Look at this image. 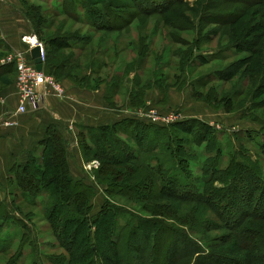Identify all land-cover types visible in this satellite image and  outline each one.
<instances>
[{"label": "rangeland", "instance_id": "obj_1", "mask_svg": "<svg viewBox=\"0 0 264 264\" xmlns=\"http://www.w3.org/2000/svg\"><path fill=\"white\" fill-rule=\"evenodd\" d=\"M85 1L73 0L64 5L63 0H19L18 9L26 25V35L20 37V43L25 50L6 52L0 39V63H4L11 52L27 58V45L23 41L26 36L42 44L45 58L42 71L45 65V74L52 78V82L46 85V92L38 104L50 94L65 102H74L81 108H85L86 103L88 113L102 111V114L109 115L112 112L119 119L133 116L138 123L164 127L170 123H185L186 129L175 133L185 143L183 145H187L193 160L188 164V171H192L194 178H200L203 161L215 154L214 148L221 151V167L230 152L234 155L247 152L250 161H255L257 155L261 157L257 146L264 143V133L261 132L264 127H260L264 123V90L260 87V83L264 84L262 6L252 3L244 6L238 0H179L169 3L166 12L157 14L161 9L152 12L155 9L152 5H161L166 0ZM93 9L100 15L89 16ZM148 11L153 14L146 15L150 13ZM233 16L238 17L236 22L231 20ZM108 24L114 26L108 28ZM251 40L256 50L259 49L255 55L248 54L242 46ZM9 74L7 76L12 80L15 74ZM216 75L219 78H215ZM226 77L224 82L220 80ZM74 132L76 134L75 127ZM211 137L213 142L206 147ZM108 148L121 163L123 176L119 175L117 182L127 183L135 164L125 162V153L119 154L115 146L109 145ZM261 163L264 184V159ZM85 164L89 170L80 178L97 184L92 174L99 166L98 161ZM182 177L179 176L181 183L184 182ZM236 177L239 178L233 184L235 190L222 193L223 197L217 202L221 204L228 194L230 221L238 217L240 206L251 213H264V191L260 185L255 184L248 173ZM191 184L197 186L201 183ZM221 185L214 184L216 187ZM0 188V199L4 197L3 201L10 204L7 214L27 226L25 230L11 220L0 221V264L12 257L15 260L19 255L22 256L16 258L17 264H49L44 255L52 253L51 249L53 253H64L45 220L50 195L43 192L39 206L30 205V201H24L22 196H16L15 203H12L8 187ZM95 189L91 216L97 213L104 198L101 189ZM194 193L182 191L177 194L189 197ZM110 202L117 205L110 209V213L122 223L130 220L118 211L119 208L134 210L144 218L150 217V213L142 210L143 206L125 198L116 197ZM146 202L147 209L153 210L161 219L166 218L162 210L168 209L169 217L175 222L168 219L165 222L172 229L185 232L183 236H191L189 228L185 231L182 226L195 218L194 215L199 221L213 219L209 224L218 222L201 205L180 204L176 199L163 197ZM151 203L160 204L159 210H155ZM108 219L104 218L101 223L103 231ZM256 226L264 231V221ZM194 231V238L191 237L198 246L202 244L204 247L211 244L206 238L223 237L226 233L224 230L205 232L203 227ZM24 233L28 243L18 253ZM134 240L133 246L139 247L141 237L135 236ZM29 243L36 251H32ZM155 245L157 253L137 256L131 264H167L186 249L170 232L158 233ZM102 254L99 255L102 264H114L105 261ZM78 255L83 256L81 249ZM83 261L84 257L80 263Z\"/></svg>", "mask_w": 264, "mask_h": 264}, {"label": "trees", "instance_id": "obj_2", "mask_svg": "<svg viewBox=\"0 0 264 264\" xmlns=\"http://www.w3.org/2000/svg\"><path fill=\"white\" fill-rule=\"evenodd\" d=\"M68 1L63 0L64 5ZM178 1L166 0L161 5L154 4L152 6H155V9L152 12H160L157 10L161 9V12L157 14H162L163 11H167L165 9L168 8L169 3ZM238 1H241L244 6L250 3L262 6L261 13L264 20V0ZM148 12L150 13L146 15L153 14L151 11ZM90 15L98 16L100 13L93 9L89 11ZM237 18L233 16L231 20L236 22ZM219 20L228 22L226 19ZM262 24L264 26V21ZM112 26L114 25L108 24V28ZM252 30L255 29L252 28ZM254 44L251 40L246 44L242 43V46H245L244 50H247L248 54L255 55L259 49L256 50ZM1 45L8 52L4 43ZM45 68L44 65V73H46ZM11 72H16L13 63L0 64L1 85L12 84L7 76ZM215 78L219 76L216 75ZM226 79L227 77L220 78L223 82ZM14 80L15 76L13 83ZM260 84L264 90V84ZM184 124L170 123L165 127L157 126L138 123L135 117L129 116L109 126L95 128L82 124L75 125V139L84 162L93 160L99 163L98 168L92 174L93 180L98 185L90 183L83 177L70 175L66 159L69 142L55 126L48 127L42 141L30 153L27 161L16 163L10 169L6 187H8L12 203H15L16 196H22L24 201H30V205L39 206L42 193L47 192L50 195L49 210L45 209L44 213L45 220L49 223L50 230L64 253H53L54 250L51 249L52 253L44 255L49 264H102L100 253L104 254L102 256L108 263L119 264L122 261L124 263L121 264H131L137 256L144 254L153 256L157 253V249L155 250L156 236L158 233L164 235L165 232L174 235L182 242L183 248L184 246L186 248L183 254L177 255L167 264H264V231L256 226L264 221V213H251L240 206L238 217L230 221L228 217L231 215V207L228 194L221 204H217L221 200L222 193L235 190L233 184L239 178L236 176L240 173L250 174L255 184L260 185L264 191V184L261 180L263 174L260 172L261 160L264 159V143L257 146L261 157L256 154L255 161H250L247 152L241 151L236 155L230 152L224 167L220 166V162L222 163L220 149L214 148L212 151L215 154L206 157L203 161V167L199 171L200 178H194L192 171L191 173L188 171V164L189 162L191 164L193 160L190 159L191 155L186 148L187 145H183L185 143L175 133L178 130L184 131L186 129ZM260 127H264V123ZM261 132L263 134L264 129ZM211 142H213L212 137L208 140L206 147H209ZM109 145L115 146L119 154L125 153V162L135 164L134 168H131L127 183L117 182L119 175L123 176L119 166L121 163L115 159L114 153H110ZM197 145L201 147L202 144ZM239 157L240 160H238ZM180 175L183 176V183L180 182ZM190 182L201 184L193 186ZM216 183L224 184V187L214 186ZM95 187L101 189L104 198L97 213L91 216L92 201L96 195ZM182 191H195V193L189 197H180L177 193ZM116 197L125 198L143 206L142 210L150 213V217L148 216L147 219L134 210L119 208L118 211L128 216L130 221L122 223L118 221L119 219L116 220L110 213V209H115L117 206L110 202V199L114 200ZM159 197L173 198L180 204L201 205L218 220L213 225L209 224L213 219L199 221L197 215H194L195 218L182 226L186 228L185 231L189 228L192 237L195 234L194 230L201 227L205 228V232L224 230L225 235L206 238L207 241H211V244L205 247L202 244L198 246L194 237L183 236L185 232L172 229L171 225L165 222V219L175 222L169 217L168 209L162 210L163 215L166 216L162 219L156 217L153 210L147 209L149 206L146 201H156ZM151 204L155 210H159L160 204ZM9 205L0 201V221L11 220L19 228L27 230L23 221L7 214ZM106 217L110 219L103 231L101 223ZM91 227H94V230H91ZM135 236L141 237L142 243L139 247L133 246ZM27 239L25 233L21 235L18 253L22 246L28 243ZM28 245L32 251L35 250L32 243ZM80 249L83 256L78 255ZM119 256H122L119 259L120 262L117 260ZM83 257L84 261L80 263ZM16 258L15 260L14 257L11 260L9 258L5 264H17Z\"/></svg>", "mask_w": 264, "mask_h": 264}, {"label": "crops", "instance_id": "obj_3", "mask_svg": "<svg viewBox=\"0 0 264 264\" xmlns=\"http://www.w3.org/2000/svg\"><path fill=\"white\" fill-rule=\"evenodd\" d=\"M19 5V0H0V39L9 52L12 49L25 50L24 45L20 43V37L26 33V25L18 9ZM28 41L31 42V39ZM13 79L12 84L2 85L0 89V186H7L10 169L16 163L27 161L30 153L42 141L49 126H55L69 142L66 159L70 175L79 178L85 175L84 172L89 168L77 145L74 126L77 124L95 128L109 126L118 123L119 116L112 112L109 115L102 114V111L88 113L86 103H84L86 107L81 108L74 102L69 100L65 102L50 94L43 98L36 109L19 115L16 113L18 98ZM6 122L12 123L13 126H6ZM3 198L0 201H3Z\"/></svg>", "mask_w": 264, "mask_h": 264}, {"label": "built area", "instance_id": "obj_4", "mask_svg": "<svg viewBox=\"0 0 264 264\" xmlns=\"http://www.w3.org/2000/svg\"><path fill=\"white\" fill-rule=\"evenodd\" d=\"M26 36L23 41L27 45L26 55L24 58L19 53H10L4 63H13L15 65L16 74L14 85L18 98V106L16 113L23 115L30 109H36L41 100L42 94L46 92L47 84L52 82V78L46 75L43 71H38L35 68L33 60L30 57V50L34 47L40 48V59L44 64V50L41 43L32 37ZM31 38V42L28 39ZM13 126L12 123L5 124Z\"/></svg>", "mask_w": 264, "mask_h": 264}, {"label": "water", "instance_id": "obj_5", "mask_svg": "<svg viewBox=\"0 0 264 264\" xmlns=\"http://www.w3.org/2000/svg\"><path fill=\"white\" fill-rule=\"evenodd\" d=\"M30 57L33 60L35 68L38 71H42L43 70V64H42V61L40 59V48L38 46L34 47L30 50Z\"/></svg>", "mask_w": 264, "mask_h": 264}]
</instances>
